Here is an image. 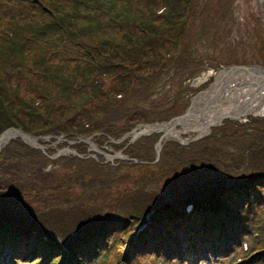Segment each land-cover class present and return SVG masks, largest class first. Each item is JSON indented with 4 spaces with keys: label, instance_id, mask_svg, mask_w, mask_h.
Wrapping results in <instances>:
<instances>
[{
    "label": "trees",
    "instance_id": "trees-1",
    "mask_svg": "<svg viewBox=\"0 0 264 264\" xmlns=\"http://www.w3.org/2000/svg\"><path fill=\"white\" fill-rule=\"evenodd\" d=\"M201 2L0 0V121L3 122L0 134L14 127L38 137L51 135L57 138L64 135L69 141H77L78 137L112 140L115 131L109 126L108 116H125L123 110L131 101L135 103L128 118L139 115L133 111L136 107L142 108L140 105L150 103L148 111L141 113L144 119L135 121L134 127L167 122L182 115L187 107L180 112L182 107L177 106L178 99L174 98L167 106L166 100H160L164 106L159 107L152 97L167 75L201 66L192 54L191 41L185 38L187 22L200 8ZM135 3L139 7L136 11L139 14H133L136 13L132 9ZM216 7L217 3L214 2L210 10L214 12ZM135 15L140 25L134 21ZM116 29H121L124 37H127V42L121 46L125 54L134 55L135 63L139 62L140 57H147L144 68L135 65L130 69L112 56H106L103 49L114 46L115 43H110L114 38L104 37L98 46L86 45L100 35H111L109 31ZM159 38L162 47L167 43L170 45L168 50H173L170 64L163 61ZM64 48L73 55L83 52L87 57L82 67H76V75L72 79L75 81L81 77L84 89L89 76L94 73L102 75V80L107 73L116 74L110 90L104 91L102 86L93 85L91 94L80 92L83 100L91 97L106 99L98 119H94L96 115L91 108L83 107L84 103L71 109V102L76 98L73 96L74 87L70 85L71 77L66 74L68 61L64 57L68 54L60 59L62 64L52 63L55 56L59 59L58 53ZM140 68H143V73H137L141 72ZM31 83L43 89L54 83L57 85L54 90L56 97L28 99L26 93H20V89H25ZM185 91L180 90L176 95ZM27 93L31 94L29 91ZM54 100L69 104L56 109ZM36 120L40 123H35ZM230 122L225 121L224 124ZM221 126L212 128L211 132H217ZM98 127L101 128L96 130ZM213 134L187 146L169 141L155 165H152L155 154L153 160H147L131 151L127 160L131 164L136 160L135 165L139 169L149 172L157 168L166 171L172 167L200 165L219 172L213 180L203 185L194 183L185 189L181 185H169L171 182L161 185L163 176L149 173L137 181L134 189L120 193L109 213L87 208L86 203L92 195L114 185L122 173L119 171L121 164L115 168L113 164L103 163L104 160L74 156L76 158L70 163L75 166L76 173L70 170L73 169L70 163L66 164L69 160L61 159L64 163L60 164V168L69 170L54 176L45 172L49 161L56 160L50 159L49 150L45 154L27 146L20 139L11 140L0 151V253L4 250L11 254L24 253L25 261L22 259V264H160L161 261L167 264L179 256L178 251L183 252L181 243L189 235L195 246L213 243L227 245L229 250H233V246L248 245V251L241 253L249 254L252 264H264V236L261 232L264 225V165H253L255 173L242 179L241 183L223 185L224 172L220 169V160L207 154L211 147L241 149L239 146L243 141L239 140L242 137L246 141L244 150H241L251 152L256 142L252 137L237 132L229 137L224 135V140L216 139ZM142 140L152 145L156 137ZM80 146L85 147V144ZM80 146L76 151L85 153ZM198 148L203 153H194L193 149ZM170 160L172 163H169ZM82 173L93 174L96 181L82 187L80 202L62 195L60 187L81 180ZM75 174L79 176L76 178ZM28 187L41 192L50 188L57 193L47 194L48 197H58L66 204L54 208L49 201L38 199L42 206L41 210H36L22 201L12 211L11 206L22 190ZM133 196L136 199L128 201ZM249 196L252 203L247 201ZM6 201L11 202L8 212L3 208L8 207ZM187 206H191L189 211ZM43 213L48 219L44 218ZM138 226L137 233L135 230ZM130 235L127 250L117 253L118 245L125 236ZM27 244L29 247L25 251Z\"/></svg>",
    "mask_w": 264,
    "mask_h": 264
},
{
    "label": "rangeland",
    "instance_id": "rangeland-1",
    "mask_svg": "<svg viewBox=\"0 0 264 264\" xmlns=\"http://www.w3.org/2000/svg\"><path fill=\"white\" fill-rule=\"evenodd\" d=\"M198 1H196L197 4ZM216 2L217 7L212 12L210 10V6ZM202 5L197 10L194 11V15L188 20L187 26L185 28V33L187 35L185 38L191 41V46L193 47L192 54L194 58L199 60L201 66L198 68L190 67L186 70L177 71L176 74L171 73L164 78L161 84L158 86L156 90V95L152 97L155 104L159 107L164 106L161 104L160 100H166L167 104H170L174 98L178 99L177 106L180 108L182 107L180 112H183L184 109L189 107L190 100L198 95L200 92L210 88L214 83L215 75L218 73L217 71L220 69L221 66L225 67L228 65H262L264 66V3L258 0H202ZM137 3L134 4L132 7L135 12L138 10ZM143 7H140L142 9ZM133 14H139L138 12ZM137 15L133 17L134 21L137 25H140V20H138ZM149 20H147L148 22ZM135 30V27H134ZM138 29L136 28V31ZM109 33L111 35H100L98 38H94L86 43L88 46H98L101 44L104 37L114 38L113 41L110 43H115L114 46H106L104 47V52L106 56H112L116 61H121L125 64L126 67L132 69L135 65H139L141 67H145V57H140L139 62L135 63L133 60L134 55H127L122 49V45L127 42V37H124L123 31L121 29H116L114 31L110 30ZM129 36L136 38L134 35L129 34ZM160 39V38H159ZM112 40V39H111ZM159 45L161 46V51L164 54L163 61L167 64H170L173 59L172 53L173 50L170 48V45L164 43V47H162V40L160 39ZM148 48V47H147ZM67 49H63L62 52L58 53L59 59L57 56L54 57L52 63H56L57 65L62 64L60 59L63 58L65 54H68L64 57L66 61H68V65L66 68V74L71 77L70 78V85H73V96L76 98L73 102H71V109H75V107H79L81 104L84 103L83 107L86 109L91 108L93 110L94 119H98L97 116L100 117V113L102 107L105 104L104 97L98 98H89L88 100H83L80 97V92L83 93H92V86L99 85L102 86L104 91L110 90L114 84V80L116 74L113 72L107 73L104 80H102V75H94L89 76V81L86 86V89L83 88L84 80L81 77H78L77 80H72L73 77L76 75V67H82L85 63L86 56L82 52L81 55H73L71 52H66ZM83 51V50H82ZM174 54V53H173ZM170 56V57H169ZM169 57V58H168ZM102 59V58H101ZM144 61V63H143ZM70 64V65H69ZM153 64H151L152 67ZM143 68L137 73H143ZM121 71L120 73H122ZM206 78L205 81H201L200 79ZM130 82L133 83V80ZM202 82V83H201ZM57 85L52 83L48 86L47 89H43L41 86H36L31 83L30 86L24 87L25 89L21 88L20 93L26 96L28 99L30 98H39L45 97H56L55 91ZM186 90L181 95H176L178 91ZM29 91V93H27ZM180 94V92H179ZM78 96V98L76 97ZM13 98V97H12ZM82 100V101H77ZM35 101V100H34ZM84 101V102H83ZM36 102V101H35ZM56 109L59 107H63L64 105H68L69 103L61 101H55ZM134 101H131L130 104L128 103L125 107L124 114L125 116L119 118H113L112 116H108L109 126L112 127V130L115 131L114 139L108 140L107 138H99L96 139L95 137L91 140V143L97 150L103 152L107 155L114 156L119 154L122 158L128 157L130 152L132 151L135 155H138L141 158H146L147 160L154 159V151L153 146L154 143L157 142V138H159L162 132L154 133L148 136L140 137L139 139L132 141V138L143 131L142 127H139L135 130V133L130 134L128 133L129 130L134 127L135 121H142L144 119V115L141 113L143 111L147 112L148 107H150V103H144V105H140V107H136L133 111L138 113V116L134 118H128V115L133 108ZM186 108V109H187ZM146 109V110H144ZM75 113L72 112L70 114L73 115ZM262 115V116H261ZM80 119V117H78ZM85 119V118H83ZM224 120L222 123V130H218L215 132L214 130L210 133L215 136L216 139L224 140L225 136H231L233 132L240 133L241 135L252 137L254 147L251 152L242 151L244 150V142L246 141L245 138H241L239 141H243L241 143L242 146H239L241 149L230 147V146H221V148H213L211 147L207 154L209 157L211 155L215 156L218 160H220V169L224 172L223 176L224 179L222 180L223 185H232L233 183H241L242 179L248 178L247 176L253 175L255 172L252 170V166L264 165V113L257 114V115H250L243 120H239L236 122L231 121L230 123H225ZM78 122H80L78 120ZM168 122V121H167ZM0 121V125H1ZM35 123H40L36 120ZM100 125V124H98ZM113 125V126H112ZM129 127V128H128ZM13 128V127H10ZM101 127L96 128L100 129ZM123 129H126L123 131ZM176 130L180 132L182 138L190 139L196 135L198 130L196 127H176ZM100 134V133H98ZM102 134V133H101ZM156 137V140L150 145L149 141L142 140L143 138H152ZM209 136V135H208ZM65 137V136H64ZM207 137V136H206ZM205 138V137H204ZM71 141V140H70ZM167 140L161 149V152L164 150V146L169 143ZM175 142V141H174ZM195 143V142H194ZM40 144L44 147V153L46 154V150H49V157H52L57 151L62 150L66 147L75 151L76 154L80 155L79 158L89 159H100L101 161L104 160L103 163L105 164H113L114 167H118L119 164V171H122L120 177L116 178L114 185L106 190H101L100 193L94 194L89 198V201L86 203L88 204L87 208H96L103 213H109L111 211L112 206L114 205V200L118 198L122 193L127 191L128 189H134L137 181L142 177H145L146 174L152 173L155 176L162 175V183L161 185L171 182L172 186L181 185L183 188L190 186L191 184L195 185L197 183L203 185L202 183L211 181L214 179L216 175H218V171L216 170H209L204 169L200 165H186V166H179V167H172L166 171L162 169L153 170V172L144 171L139 169V166L127 162L124 158H113L111 161H107V159L100 153H93L89 151V146L85 144V147L80 146L81 143H75L73 145H66V142H58L54 137L49 139L48 141H40ZM193 144V143H192ZM190 145V144H189ZM83 147L85 153L81 151L79 153L77 150L78 147ZM82 148V149H83ZM131 148V149H130ZM205 148V147H204ZM194 153L201 154L203 150L201 148L193 149ZM160 152V154H161ZM245 152V155L243 156ZM90 155L89 157H86ZM73 153H64L61 156L57 157L56 162L49 161L46 165L45 172L53 173L54 176L56 174L65 173L68 168H60V164L64 163L61 159L69 160L68 163H73L74 157ZM94 156V157H91ZM248 158H247V157ZM78 157V156H77ZM212 158V157H211ZM51 159V158H50ZM129 159V157H128ZM214 159V158H213ZM61 161V163H60ZM69 164L76 173L75 166L73 164ZM128 163V165H127ZM169 163H172L170 160ZM155 165V164H152ZM152 171V169H151ZM218 172V173H217ZM78 174V173H77ZM75 174L74 176L77 178L79 175ZM82 179L73 182L72 185H66L60 187V193L62 195L70 196L72 200H79L82 196V187L91 184L94 180V175L91 173H82ZM173 181L176 182L173 184ZM193 182V183H192ZM2 186V185H1ZM32 188V189H31ZM31 188H24L22 193L19 195L18 200L11 206V210L14 211V208L20 206L21 202L24 201L27 205H30L36 210H41L42 204L38 202V199L41 201H49V204H52L54 208H59L66 204L65 200H59V198L51 199L48 197L47 194L50 193H57L50 188H46L44 190L38 191L37 189ZM186 189V188H185ZM58 191V192H59ZM103 191V192H102ZM5 197V196H4ZM7 198V197H5ZM136 199V196L131 197L128 201H133ZM247 201L252 203L251 196L248 197ZM8 207H3L5 212H8L11 202L6 201ZM48 205V204H47ZM61 212V210H57ZM94 213V212H92ZM44 214V213H43ZM93 215V214H92ZM41 216H43L41 214ZM44 218L48 219L47 216L44 214ZM117 220L116 218H114ZM139 226L136 228V232L138 233ZM142 228V227H141ZM140 228V229H141ZM264 236V225L262 226L261 230ZM130 236H125L122 242L116 248L117 253H123L127 250L126 245L130 242ZM189 235L186 236L184 242H186L185 250L188 251L189 247L193 246V240H188ZM23 243V242H22ZM24 244V243H23ZM29 247L27 244L25 248ZM246 248L245 245H241V249ZM28 249H25L27 251ZM13 255V254H12ZM2 260L5 263L6 260L9 258L11 260L15 259L14 257L10 258L9 253L3 254ZM208 258V255L207 257ZM25 261V260H23ZM195 253L191 249L190 253H185L184 257L182 258V264H194L195 262ZM212 261H215L213 259ZM212 261H210L212 263ZM21 264V263H20ZM203 264H210L208 262H203Z\"/></svg>",
    "mask_w": 264,
    "mask_h": 264
},
{
    "label": "water",
    "instance_id": "water-1",
    "mask_svg": "<svg viewBox=\"0 0 264 264\" xmlns=\"http://www.w3.org/2000/svg\"><path fill=\"white\" fill-rule=\"evenodd\" d=\"M258 1L264 3V0ZM220 71H222L223 75L220 81L221 84L225 79L230 77L231 73H234V77L236 78L231 80L230 77L229 82L226 84L218 85L215 89H212L211 86L210 88L200 92L190 100L189 107L182 115L174 117L168 122L154 123L151 125H138L136 128L131 130L129 135L135 133L137 128H143V131L136 134L132 138L131 142L143 136L162 132L158 141L154 145L155 160L153 161V164H156L159 161L161 149L167 140H173L180 145L187 146L210 135L211 129L221 126L224 120L236 122L246 118L247 116L254 115L252 112L264 103V66L254 64L228 65L225 67L221 66L217 72ZM194 106H197L198 108L197 113H193L191 110ZM194 117H198L200 120L194 119ZM185 120L190 122H183ZM203 123L205 124L203 125ZM195 124L200 125L201 128L195 136L188 140L182 138L180 132L176 130V127H195ZM53 137L54 136L51 135L42 137L28 135L20 128H8L0 134V151L11 140L20 139L27 146L44 152V147L40 144V141H48ZM91 138L92 137H78L77 141H69L65 139L64 135H61L55 139L58 142H67L69 145H73L77 142L85 143L89 146V151L102 154L107 161H111L113 158H121L119 154L110 156L100 152L92 145ZM64 153H73L74 155L81 157L76 154L74 150L66 147L57 151V153L50 158L56 159ZM89 156L90 155L86 157ZM122 158L128 160V157L122 156ZM133 161L136 163V160Z\"/></svg>",
    "mask_w": 264,
    "mask_h": 264
},
{
    "label": "bare ground",
    "instance_id": "bare-ground-1",
    "mask_svg": "<svg viewBox=\"0 0 264 264\" xmlns=\"http://www.w3.org/2000/svg\"><path fill=\"white\" fill-rule=\"evenodd\" d=\"M222 77H223V75H222V71H220V72H218L216 75H215V80H214V83L212 84V89H215L218 85H224V84H226L227 82H229V78L231 77V80L233 79V78H236V77H234V73H231L230 74V77L229 78H227V79H225L224 81H223V83L221 84L220 83V81H221V79H222ZM201 81H205L206 80V78L204 77V78H202V79H200ZM202 83V82H201ZM211 89V90H212ZM226 105H227V103H226ZM192 112L193 113H197L198 112V108H197V106H194L192 109ZM264 113V103H262V105H260V107L258 106L257 107V109H255L253 112H252V114H254V115H257V114H263ZM216 116H218V115H216ZM262 116V115H261ZM191 118V117H190ZM190 118H188V119H190ZM194 119H197V120H200V119H198V117L196 118V117H194ZM183 122H190V121H188V120H185V121H183ZM191 122H193V121H191ZM205 123H203V125H204ZM196 126V129L197 130H199L200 128H201V126L200 125H198V124H195Z\"/></svg>",
    "mask_w": 264,
    "mask_h": 264
}]
</instances>
